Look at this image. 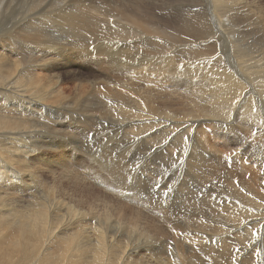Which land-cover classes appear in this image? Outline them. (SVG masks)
Instances as JSON below:
<instances>
[{
  "label": "bare ground",
  "instance_id": "6f19581e",
  "mask_svg": "<svg viewBox=\"0 0 264 264\" xmlns=\"http://www.w3.org/2000/svg\"><path fill=\"white\" fill-rule=\"evenodd\" d=\"M21 1L17 10L20 0H0V264H231L229 256L232 257V253L238 254L237 259L240 258L241 264H264V234L262 232L256 236L258 229L264 226L263 197L260 199L252 194L253 198H248L250 204H244L242 210L246 218L236 222L228 220L219 230V226H215L217 224H206L216 220L214 213L218 210H214L216 206L212 201L202 200L199 206L197 201L192 205V200L187 198L175 210L170 204H162L151 196L146 197L142 204L140 177L137 178L136 174L143 167L138 172L140 162L128 158L135 145L131 143L136 138L142 137L138 142L141 145L153 142L152 148L164 144L171 150L176 146L174 141L179 138L190 139V132L193 131L196 134L192 141L199 142L210 152L211 157L225 155L221 144L229 145L228 136L232 133L241 135L237 140L236 154L242 150L248 153L245 147L250 138L264 134V85L254 75L257 64L264 73L263 18L247 10L245 5L241 6L239 0H208L212 6L210 16L217 27L212 29L210 26L209 34L215 37V41L220 39L227 52L218 50L217 41L208 42L213 37L211 35L208 39L192 36L194 40L206 43V49L175 50L188 44L186 37L189 35L185 36L184 32L192 31V27L199 28L197 23L194 24L196 20L191 19L193 23L185 20L183 26L178 25L185 19L183 17L170 22L167 19L162 23L161 19L153 22L150 20L151 12L140 7L143 0H113L107 2V6L104 2L101 7L106 10L108 23L98 20L94 14H80L77 10L78 6H94L104 0ZM155 1L161 2L165 8H171L166 7L171 3L167 4V0ZM149 5L145 7L149 8ZM138 9L143 12H138ZM16 11H19L17 17L10 15ZM243 13L252 19L251 23L248 22L250 29L258 32L257 44L253 45L256 51L250 53H246L251 50L249 47L240 48L233 37L236 33L227 26V22ZM112 19H115L113 24ZM45 21L52 22V26L46 25ZM206 29L208 27L203 28ZM194 31L203 33L202 29ZM236 32L240 35L239 31ZM135 35L139 37L137 40H133ZM155 35L160 36L161 43L155 41ZM65 39L69 44L64 46L62 43ZM143 43L149 48L138 51L139 46H145ZM194 43L197 44L196 41ZM77 46H84L80 53L86 58L95 51L99 57L106 50V57L118 59L109 67L112 72L116 76L119 72L127 73L130 76L128 80L132 82L111 84L102 76L83 81L78 78H72L71 81L62 79L54 72L59 68L56 63H72L68 56L80 63ZM74 47L77 49L73 50ZM156 54L159 56L156 57ZM215 56L216 61L203 74L204 83L198 84L200 91L197 97H186L185 102L195 109L194 112H188L185 116L172 114L181 111L178 107L184 103L174 100L179 98L176 96L177 91L183 89L188 92L190 87H195L189 76L180 83L176 75H190L191 68L198 69L202 60ZM189 59H193V63ZM198 72L194 70L191 75L199 76ZM136 83L142 89H138ZM164 86L170 87L169 91L164 89L168 92H164L168 98L160 100L156 92ZM72 115L85 117L88 122H95L92 123L94 126H105V132L123 135L120 142H116L111 135L102 150L95 148L96 153L92 151L94 149L89 150L93 155H98L97 165L92 166L90 172L97 173L99 169L108 172L114 178L112 183H106L109 190L115 191V187L121 186L122 191L131 194V200H136L138 207L126 205L122 201L118 203L117 198L114 199L107 192L88 189L79 184L75 177L66 178L63 175L66 182H59V178L53 175L54 181L52 179L46 184L43 180L45 173H41L43 176L37 173L41 170L38 167L40 159L47 150L61 148L56 141L65 136L58 134L63 133V130L57 124L63 123L66 132L72 134H84L93 128L87 121L72 120ZM71 122L77 124L76 130L71 131L75 128ZM209 129L216 132L222 143L212 140ZM173 134L178 135L174 137ZM161 135L163 138L158 140ZM243 138L245 143L242 142ZM117 145H122L121 150L127 153L122 154L119 161L110 160ZM170 150H167L169 154ZM163 158L168 160L162 154L151 159L156 165ZM203 162L210 165L207 160L201 161L199 165L203 166ZM142 171L149 172L145 168ZM196 172L191 169L188 174L195 177ZM208 175L204 173L205 177ZM102 177V173L98 172L97 180L103 181ZM11 188L22 198H12L8 193ZM212 190L214 193L215 190ZM135 191H138V195ZM33 195L36 201L25 198ZM9 202L27 206L20 205L22 209L19 210ZM155 206L158 208L153 209ZM147 208L153 209L150 213L153 217L147 216ZM226 209L231 208L227 206ZM8 212L12 214L6 216ZM178 215L179 218L185 216L181 220L184 231L174 227ZM228 230L231 237H223L220 232L226 235ZM166 233L171 234L172 239L164 240ZM214 239L217 240L218 249L215 247L217 243L214 247L209 246ZM195 248L201 255L194 251Z\"/></svg>",
  "mask_w": 264,
  "mask_h": 264
},
{
  "label": "rangeland",
  "instance_id": "374dc122",
  "mask_svg": "<svg viewBox=\"0 0 264 264\" xmlns=\"http://www.w3.org/2000/svg\"><path fill=\"white\" fill-rule=\"evenodd\" d=\"M111 1H113V0H104V1L100 2V4L98 3V4L94 5V6L90 5V4H88L85 7L78 6L77 10H78V12L80 14H82L83 12L84 13L88 12V14H94L95 16H98V17H96L98 20L100 19V21L102 20V22H105V20H106V23H108V20H107V17H106V10L101 7V4L104 5V2H106L105 6H107V2L109 3ZM239 1H241L240 2L241 6L245 5L247 10H249V11L251 10L253 13L255 12L258 16H261L263 18V21H264V0H245V1L244 0H239ZM175 2H176V4H175ZM201 2H203L204 4L201 3ZM166 3L167 4L170 3L169 6L166 5V7H170L171 6V8H165L164 6H161V4H162L161 2L159 3V2H156L155 0H150V1L143 0V4H140V7H141L142 10L145 9V10H149L151 12L149 15L151 16L150 20L153 21V22H158L160 19H161L160 23H162L161 21H166V19L170 22V21L177 20L176 18L182 19V17H183L185 19L183 21L179 22V24H178V25L183 26L185 20H190L193 23V20L195 19L196 21H194V24L197 23L196 25L199 26V28L192 27V31L191 30H187L186 32H184L185 36L189 35V37H186V39L188 41V44H186V46L179 47V48H177L175 50L196 49V50L199 51L200 49H206L207 48L206 47V43H204V42L200 43L199 41L194 40L192 38V36H194L196 38L208 39V38H211L213 36L212 34H209V33H211V28L212 29L213 28H215V29L217 28L213 24V21H212L211 16H210L211 15L212 6L210 4H208V0H186L185 2H179L177 0L176 1L167 0ZM20 4H22L21 0H20L19 5L17 6V10H19ZM118 4L122 5L121 2H118ZM195 4H199V5L198 6H194ZM145 5H149V8L145 7ZM123 7H124V5H123ZM12 10H13V8H12ZM138 10H139L138 12H143L140 9H138ZM177 10H178V12H177ZM49 12H51V11H49ZM206 12L209 13V16H208V13H206ZM17 13H19V11L12 12V13H10V15L13 16V17H17ZM195 14H197V15H195ZM191 15L192 16L195 15L194 18ZM246 15L247 14H244V13L243 14H237L234 18H232V20H230V22H227V26H229V30L230 31L232 30L233 32L236 33V35L233 36L235 39L234 38L233 39L240 44V48H243L244 46H247L252 51L250 50V51H247L246 53H250V52L256 51L255 49H253V45L257 44L255 41H256V39L258 37V34H257L258 32L257 31H253V30L250 29V26H249L250 24L248 22L251 23L252 19L249 18L248 16L246 17ZM100 16H102V17L99 18ZM206 16H208V17H206ZM104 17H105V19H104ZM169 17H172V18L169 19ZM246 18L248 20H246ZM163 19H165V20H163ZM191 19H193V20H191ZM207 19H208V21H207ZM204 20H206V22ZM114 21H115V19H112L111 23L113 24ZM45 22H46V25H48L49 27H51L52 24H53L50 21H48V22L45 21ZM205 23H206L207 26L205 25ZM232 23H234V24H232ZM118 26L120 28H123V25H121V24H119ZM210 26H211V28H210ZM251 26H253V24H251ZM202 27L203 28L208 27V29H206V31H205V30H203ZM100 28L98 26V30H100ZM194 29H202L203 33L199 34V32L194 31ZM246 29H247V31H246ZM258 29H260V28H257L256 30H258ZM236 31H239L240 35ZM187 32H189V33H187ZM205 32H206V34H205ZM210 35H211V37H210ZM135 36L136 37L133 40H137L136 38H139L137 35H135ZM155 37H156L155 41L157 43H161L162 42V40L160 39L159 35H155L154 38ZM213 38H215V37L213 36L211 38V40L208 41V42H212V41L216 42L217 41V45H219L218 46V50L222 51L224 53L227 52V49H224V47H223L224 44L222 43V41L220 39H217L215 41V39H213ZM65 41H66V44H65ZM139 41H141V39ZM194 41H196L197 44L194 43ZM89 42L91 43L92 40H90ZM62 44H64V46H65V45H67L69 43H68L67 39H65ZM243 44H246V45H243ZM144 45L145 46L137 45V47L139 46L138 47V51L142 50L144 47L145 48H149V47H147L146 44H144ZM77 47L79 49V55H78L79 58L78 59H79L80 63H76L69 56H68V58L71 60L72 63H68L67 65L65 63H63V65H62L59 61H57V63H56V65L59 68H57L58 70H56L54 72L58 76H60L62 79L66 80V81H71L72 78H78V79L83 81V79H94V78H97L99 76H102V77L106 78L107 82H109L111 84H117V83L130 84L132 82V81H129L130 78H128V77H130V76L127 73L122 74L121 72H119L120 74L118 73L117 76H116V74L114 72H112V69L109 68V67L112 66V63L117 58L114 60L113 58L106 57V50L102 51L101 52L102 55L100 54L101 56H99V57L96 54L97 51H95V53L91 54V56H90L92 58H90V57L86 58V57L82 56L81 53H80V49L84 48V46H81V47L77 46ZM77 47H74L73 50H76ZM64 56H67V55H64ZM155 56L158 57L159 55L156 54ZM216 56L212 57L211 59L208 58V59L202 60L201 61L202 65L199 66L198 69H195L194 67L190 69V75L186 76V75L183 74L185 78L182 77L183 75H180V74H179L180 76L176 75V79H178V80L180 79L179 80L180 83H182L184 80H187V77L189 76L188 79L193 80V82H194L193 85L195 87L194 88L190 87L188 92L185 91L186 93L183 91V89L181 90V88H178L181 91L178 90L176 96H179L180 99L178 98V99H174V100L175 101L179 100L178 102L184 101V103L181 104L178 107V108L182 109L181 111L172 112V114L174 113V114H178L179 116L180 115L181 116H185L186 114L194 112L193 110H195V109L192 108V106H190V105H188L186 103L187 102V100H186L187 98L186 97L193 96V95L196 96L197 92L200 91V89H199L200 85H198V84L201 83V82L204 83V81H202L205 78L203 76V74H204L205 71L208 72V69H207L208 66L210 64H212L213 61H216L215 60ZM108 59H110V60H108ZM89 60H91V62ZM81 61H82V63H81ZM189 61H191V63H193L192 62L193 59H189ZM194 70H198L199 71L198 72L199 76L191 75ZM254 71H255L254 75L258 78V81L260 82V84L264 85V73L262 72V69L259 68V64H257L256 70H254ZM257 73H259V74H257ZM119 76L121 77L122 80L120 79ZM201 77H202V79H201ZM136 87H138V89H140V88L142 89V86L140 87L137 83H136ZM150 88H152V87H149V89ZM168 88H170V87H168ZM168 88L166 86H164L161 89V87H160L159 90L156 92L158 97L160 98V100H165V99L168 98V96L165 95V94H168V92L164 91V89L168 90ZM160 90H163V91H161L162 94H160L161 93ZM135 91H137V89H135ZM164 92H165V94H164ZM181 94H182V96H180ZM189 94H191V95H189ZM164 96H166V97H164ZM200 103H199V105H200ZM187 109H189V110H187ZM224 110L226 111V109H224ZM69 114L71 115L72 113L70 112ZM261 115H262V113H261ZM35 118L37 119V117H35ZM71 119L72 120H84V121L88 120L85 117H78V115L77 116L76 115H74V116L72 115ZM86 123H89L93 127V128L91 127L92 128L91 131L86 132L84 134H82V133H78V134L73 133L74 136H73V134L71 132H66L65 128L63 127V126H65L63 123L57 124V125H61V129L63 130V133L66 134V135H62V136H65V137H61V138L57 139V141H56L57 142V146H60L61 148H59L56 151L47 150L46 154L40 159L41 164L38 167L41 170L37 171V173L38 174H41L43 172L45 173L43 180L45 181L46 184L50 183L52 179L54 181V178H56V179L59 178V182H66V179H64L63 175H65L66 178L75 177L76 181L79 184H81L82 186H84L86 188L88 187V189L90 188L91 190H94V191L100 192V193L107 192L108 195L109 194H110V196L113 195L114 199L117 198L116 200H118V203L120 201H122L126 205H130V206L134 205V206L138 207L136 205V204H138V203H136V200H133V199L131 200V197H130L131 194L129 192L122 191V187L121 186L115 187V191L116 192L113 191V190H109V187H108V185L106 183L107 182L108 183H112L114 178L110 174H108V172L100 170V169L98 170V172H101L102 175L104 176V177H102L103 181L101 179L97 180L98 172L97 173L90 172V168L92 166H96L97 165V161H98V157L97 156L98 155L97 156L93 155L92 153L89 152V150L90 149L91 150L94 149L92 151L94 153H96L97 149H95V148H99L100 150H102L103 146H104V143H108L109 137L111 135H112V137L114 138V140L116 142H120L122 140V136L123 135H120L118 133L111 134L109 132H105L106 131L105 126L104 127L103 126H99V125L94 126V125H92L93 121H89V122L87 121ZM71 124L73 125V127L75 126V128L72 129L71 131L76 130V128H77L76 125L77 124H75L74 122H71ZM93 124H95V122ZM97 126H98V128H97ZM106 127H108V125ZM213 131H214L213 129H209L208 130L209 136L212 137V140H214V141H218L219 140V142L222 143L221 139L216 135V132L215 131L213 132ZM86 134H87V136H86ZM179 134H181V133H179ZM190 134H191V138L188 139V140L187 139H183V138L182 139L179 138L176 141H174V143H175L174 146L175 145L176 146L172 147L171 150L169 149L168 146H165L164 144H161V146L159 144L158 146H154L152 148V145L154 144L153 142H151L150 144H145V145L142 144L141 145V143H138V142L142 139V137L141 138H136L131 143V144H135V145H134V148L132 149L133 153L131 152L130 153L131 155L129 154L128 158H131L130 160H134L135 159V160H138L140 162L138 164V167H137L138 172L140 171V169L142 167H143L142 169L145 168V169H147V171L149 170V172H146V171H142V169H141V171L138 174H136L137 178L140 177L139 178L140 189H141V196L143 198L142 200H140L141 203L143 204L144 199L146 197L149 198V197L152 196V198H154V200H159L160 202H163L162 204H167V205L170 204L169 205L170 207L174 208L175 210H178L180 208V205L183 202H185L187 200V198L192 200V203H191L192 205L195 203V201H197L199 206H201L200 203H201L202 200H209V201H212L211 203L215 204L216 208L214 210H218V211L214 213V216H215L216 220L214 222L206 223L207 225L217 224L215 226H219V230H221V229H223L224 224L228 220H232V221H235V222H236V220L237 221L244 220L243 218H246V217L242 215V210L244 208V204H250V203H248V200H249L248 198H251L253 196L252 194L257 195L260 199L264 198V176H263L264 175V173H263L264 169H261V168L264 167V164H263L264 163L263 162L264 158H261V157L264 156V149H263L264 148V146H263L264 145V140H263L264 139V134H260V135H258L256 137L250 138V140L247 142L246 147H245L246 151H248V153L245 154L243 152V150H242V152L240 150L241 153L237 155L235 149L238 146L237 145V140L241 137V135L237 136V135H234V133H232L231 135L228 136L229 137V142H228L229 145H224L223 146V143L221 144V146L225 150V155H223V156L221 155L219 157H211L210 152L208 151L209 152L208 153L207 150H205L203 148V146L199 142L194 143L192 141V137L194 136V134H196V132L193 131V132H190ZM252 134H253V132H252ZM75 135H76V137H75ZM177 135L178 134H176V135L173 134L174 137H176ZM161 137L163 138V135H161L158 140H161L162 139ZM215 137H218V139H215ZM69 139H72V140H69ZM258 139H260V140H258ZM170 140H171V137H170V139H168V141H170ZM245 141L246 140L243 138L242 142L245 143ZM259 142H260V144H259ZM125 144H127V143H125ZM255 144H257V145H255ZM76 146L78 147V149H77ZM145 148L148 150V152H147V150ZM121 149H123V146L122 145H117L116 146V151L110 155V160L119 161L118 158L122 154H126L127 153L126 150H121ZM167 150H170L171 153L169 154V152ZM118 151H120V152L117 154ZM206 152H207L208 155L206 154ZM249 152H254V153H249ZM260 153H261V155H260ZM157 154L158 155L162 154L165 158L167 157L166 159H168V160H164V158H163V160H158L156 162V165H155L153 163L152 159ZM229 155H231V156H229ZM243 155H245V156H243ZM239 157H240V159H238ZM204 160L209 161L210 165H208V164H206L204 162L202 163V164H204L203 166L199 165L200 162L204 161ZM211 160H213V161H211ZM247 160L249 161V163H248ZM42 161H44V162H42ZM235 162H237V163H235ZM240 162H241V164H240ZM260 162H261V164L263 166L260 164ZM58 163H60V164H58ZM141 163H142V166H140ZM68 164H69L70 168L68 167ZM255 164H256V166H255ZM258 164H259V166H258ZM192 165H195V167H192ZM243 165L245 166L246 170L244 169ZM173 166L174 167L177 166V167H175V169H174ZM238 166L241 167V168H239ZM252 166H253V168H252ZM254 166L256 167L257 170L254 168ZM120 168H121V164L119 165V169ZM191 169H193L195 172L197 171L195 177L189 176L188 172ZM218 170H220V171H218ZM230 170H231V172H230ZM237 170H239V171H237ZM254 170L256 171V173H255ZM205 172L209 173L210 176L208 175V177H205L204 176ZM237 172L238 173L240 172L239 176H238ZM257 172H260V173H257ZM141 173H143V175ZM149 173H151V175ZM216 173H218V174H216ZM219 173H221V174H219ZM225 174H227V175H225ZM41 175L43 176V174H41ZM53 175L55 176L54 178H53ZM258 175H260V176H258ZM149 177L152 178V179H147ZM174 178H175V180L173 181ZM261 178H262V180H261ZM141 180H143L144 182L143 181L141 182ZM131 182H132V180L130 181V183ZM199 183H201V184H199ZM210 185H212V186L210 187ZM145 187H146V189H145ZM212 189L215 190L214 193L212 192L213 191ZM229 189H231V190H229ZM192 191H194V192H192ZM120 192H122V194H119ZM149 192L151 193L150 196H148ZM8 193L11 195L12 198H22L20 195H16L15 189L11 188ZM227 193H229V195ZM135 194L138 195V191H135ZM212 194H214L213 195L214 197L212 196ZM180 195H183L184 197H182ZM187 195H189L190 197L187 196ZM245 197L247 198L246 200H245ZM25 198L26 199H30V200L33 199L34 201H36L35 195L30 196V197H25ZM240 198L242 200H240ZM154 200L152 199V201H154ZM227 202H229V203H227ZM9 203L11 205H13V206H16V208H19L20 205L27 206L26 204H22V203H13V202H9ZM227 206L230 207L231 209H233V211L231 209H226ZM235 207H236L237 210L235 209ZM249 207H251V205H249ZM156 208H158V207L155 206L153 209H156ZM21 209L22 208L20 207L19 210H21ZM153 209L152 208H147V210H146L147 216L153 217L150 214V213H152ZM201 211L202 210H200L198 212V214H200ZM5 214H6V216H10L12 213L8 212V213H5ZM173 217L176 218V216H173ZM218 218H219V220H218ZM220 218H222V219L220 220ZM184 219H185V216H181L179 218V215H178L177 218H176V220H177L176 223L177 224L174 227L177 228V229L179 228L182 231H184L185 230L184 226L181 224V220H184ZM179 220H180V222H178ZM159 224H161V223H159ZM262 229H263V231H262ZM176 231H179V230H176ZM262 232L264 234V226H262L261 229L260 228L258 229L256 236L258 237V235H260ZM220 233L223 234L222 236L226 237V238H228L227 236L231 237V235H232L230 233V231L227 232L226 235H225V232H220ZM166 234H165V237L163 236L164 240H165V238H169V240L172 239L171 238L172 237L171 234H167V235ZM216 243H217V240L214 239L212 241V243L209 244V246H213L214 247V245ZM217 246H218V243L215 245L216 249L219 248ZM194 251L196 253H198L199 255H201L199 253V251H197L196 248H195ZM233 254L234 253H232V257L229 256V258L231 259L230 263L234 264L233 262H236L235 264H241L242 261H240V258L237 259L238 258L237 255L238 254H234V255Z\"/></svg>",
  "mask_w": 264,
  "mask_h": 264
},
{
  "label": "snow or ice",
  "instance_id": "6c2138e0",
  "mask_svg": "<svg viewBox=\"0 0 264 264\" xmlns=\"http://www.w3.org/2000/svg\"><path fill=\"white\" fill-rule=\"evenodd\" d=\"M59 135H65V133H58ZM254 235H255V233H254Z\"/></svg>",
  "mask_w": 264,
  "mask_h": 264
}]
</instances>
